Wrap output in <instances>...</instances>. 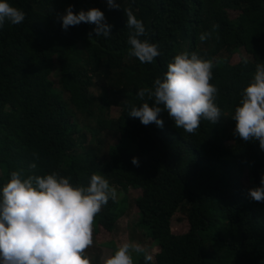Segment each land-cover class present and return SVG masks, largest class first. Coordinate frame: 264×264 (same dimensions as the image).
Returning a JSON list of instances; mask_svg holds the SVG:
<instances>
[{
  "label": "trees",
  "instance_id": "1",
  "mask_svg": "<svg viewBox=\"0 0 264 264\" xmlns=\"http://www.w3.org/2000/svg\"><path fill=\"white\" fill-rule=\"evenodd\" d=\"M8 2L26 18L0 28V190L12 171L23 170L24 178L55 172L84 187L92 174L103 175L111 187L140 191L134 202L136 226L159 246L152 264H264V203L247 195L264 174V152L258 141L235 137L231 119L256 65L264 63V0H116L121 8L113 10L106 0ZM69 6L77 14L102 11L113 25L111 37L93 33L89 39L95 25L86 23L64 31L59 17ZM126 8L146 27L148 34L141 39L159 46L161 55L153 63L128 56ZM217 24L212 38L201 42L199 35ZM239 49L251 60L230 64ZM182 52L214 61L211 83L218 88L216 104L222 111L217 124L202 120L194 135L176 128L166 110L159 116L163 128L144 126L128 115L132 105L154 106L147 95L141 100L138 91L151 88ZM53 63L75 111L94 117L98 131L118 138L107 162L96 161L91 141L86 152L76 153L88 141L70 120L73 113L61 92L52 87ZM96 75L107 81L100 94L92 91ZM115 108L113 119L109 114ZM133 157L139 167L131 163ZM245 172L251 187L241 183ZM178 212L188 231L177 236L171 220ZM117 218L110 199L93 226L112 233ZM137 264H144V257Z\"/></svg>",
  "mask_w": 264,
  "mask_h": 264
},
{
  "label": "clouds",
  "instance_id": "2",
  "mask_svg": "<svg viewBox=\"0 0 264 264\" xmlns=\"http://www.w3.org/2000/svg\"><path fill=\"white\" fill-rule=\"evenodd\" d=\"M109 10L120 9L116 0H106ZM126 27L130 30L127 43L128 56L142 64L153 63L161 55L159 46L141 39L147 36L146 27L131 8L123 9ZM24 11L12 6L8 0H0V28L5 22L18 25L24 22ZM59 19L62 29L81 23L95 25L88 34L110 38L113 25L97 8L74 13L72 6ZM219 25L199 35L201 42L212 38ZM247 62V61H245ZM212 59H204L193 52L177 54L167 65L163 77L154 80L151 88H141V100L147 95L154 106L144 102L139 107L130 106L129 116L138 118L142 125L156 124L163 128L159 119L166 110L175 127L194 135L202 120L217 124L222 111L216 104L218 88L213 79ZM239 106L231 119L235 121L233 135L245 143L258 141L264 152V63L256 65L252 81L241 94ZM162 106V107H161ZM131 163L139 167L138 158ZM36 169L37 164H29ZM22 171H12L10 180L0 190V264H91L85 255L93 241V223L103 206L115 199L116 191L103 176L92 174L89 185L74 186L70 178L53 172L45 176H22ZM251 200L264 203V174L259 186L249 188ZM132 253H144V264H152L153 256L147 254L140 244L123 242L104 264H134Z\"/></svg>",
  "mask_w": 264,
  "mask_h": 264
},
{
  "label": "rangeland",
  "instance_id": "3",
  "mask_svg": "<svg viewBox=\"0 0 264 264\" xmlns=\"http://www.w3.org/2000/svg\"><path fill=\"white\" fill-rule=\"evenodd\" d=\"M239 53L229 58V62L235 65L240 59L251 60L248 53L244 49H239ZM221 58H226V55H222ZM103 77H93L92 91L95 94L102 93L107 87V81L102 79ZM49 79L52 82V87L55 91L61 92L65 102L69 106L73 116L70 120L75 121L78 125V132H81L85 136L88 143H82L80 150L77 149L78 155L87 151L89 142L97 150L96 161L107 162L108 151L110 147H114L118 143V138L107 132L98 131V124L94 117L86 118L84 115H80L69 104L68 94L62 91L60 84V74L58 66L53 63L52 71L49 73ZM118 109H111L109 117L115 119L118 115ZM228 147L232 144H227ZM242 185L247 188L253 185V182L249 180L247 172H245L242 181ZM116 191V197L113 200L117 206L118 218L116 219V225L114 226L112 233H107L100 227L93 226V245L89 247L85 255L90 259L91 264H104L105 260L115 253L119 245L123 242H132L134 244H140L147 254L153 256L159 252V246L151 241L149 233L143 231L136 226L138 219V212L134 205L135 200L140 196V191L133 187H113ZM188 231V226L185 217L182 213L178 212L171 220V232L175 235H183ZM134 264H137L139 260L144 257V253H132Z\"/></svg>",
  "mask_w": 264,
  "mask_h": 264
}]
</instances>
